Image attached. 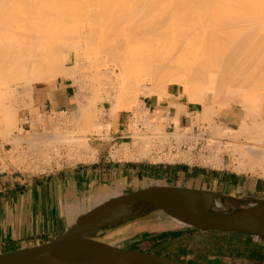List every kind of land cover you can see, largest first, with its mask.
Returning a JSON list of instances; mask_svg holds the SVG:
<instances>
[{"label":"bare ground","instance_id":"obj_1","mask_svg":"<svg viewBox=\"0 0 264 264\" xmlns=\"http://www.w3.org/2000/svg\"><path fill=\"white\" fill-rule=\"evenodd\" d=\"M143 1L132 0L130 5L129 0H0V132L11 134V130L19 120L16 118L20 106L17 101V90L20 85L33 81L41 82L52 76L56 77L62 72L74 74L72 72L74 67L68 68L69 66H66L68 64H65V68L59 64L62 65V62H69V59H72V47L75 44L85 41V38H89L90 42L93 39L91 37H94V43L98 44L104 53L118 57V62L115 63L119 68H110V66L107 72L104 70L106 74L109 73L112 77L123 75L120 80L115 81L118 83L120 81L119 88L116 87L118 90L112 81L119 77H113L115 79L110 82L114 91L116 90V93L113 92L115 95L112 93L113 97H109V94L107 97L111 101L112 113L117 109L134 108L133 99H136L138 90H141L138 83L144 71L145 74L148 73L149 76L146 75L153 84L150 88L143 87L144 93L166 92L167 85L176 82L179 88L184 90L188 100L201 104L205 113L213 109L214 102L221 106H229L231 101L236 104H244L248 101L249 105L256 102L257 104L254 105L256 110H264V99L258 101L264 96V0H160V2L154 0L153 4L150 3L151 8H149V0H147L148 4L146 0ZM144 11H147V14ZM86 19L88 23L89 19L93 20V25L86 23L89 31L84 30ZM96 23L104 26V29L100 31V26L99 28L94 26ZM86 56L85 59H88ZM100 58L104 57L100 54ZM96 67L98 68L99 65ZM26 92L25 95L27 94L32 101V89H27ZM240 96L244 97L245 102L238 99ZM148 113L142 115L144 121L158 120L159 116H150ZM88 114L91 116L90 112ZM128 116L131 123L138 121V127L143 128L142 119H138L131 112ZM33 117L34 115H32L34 123L30 126L31 130H23L24 126L21 124L19 134H15L13 139H6L13 145L8 157L6 156L7 159L4 158L8 163L14 162L16 166L24 169L30 168L29 164L38 160L39 163L31 165L37 169L40 164L46 162L48 164L54 155L58 156L62 152L73 156L75 154V157L84 160L95 155L89 136L81 132L78 125H69L71 116L61 125L65 128L53 127L58 122L54 118L45 120L42 116H37L39 119L41 117L39 121L44 126L43 131L36 128ZM37 117L35 116V120L38 119ZM254 118L253 116L251 121L244 117L241 125H238L239 130H234L237 133L239 131L240 134L248 133L247 139L252 140V146L230 141L228 145L226 143L225 149L213 147L216 149L215 153L210 155L215 158V163H222V154L227 152L231 159L229 166L232 161H237L239 165L235 167L240 171L264 174V122L257 123L258 120ZM73 119L76 122L79 118ZM192 122L186 124L187 126L180 123L176 131L174 129L176 124L172 122L169 124L168 133L167 129L161 126L149 136L141 135L136 132L137 129L134 131L136 133L133 134L132 144L130 146L125 144L117 151L120 156L137 160L144 156L150 158L152 150H156L155 153L162 156L166 153H174L170 149L174 142L182 143L189 138L199 137L202 139L200 149L192 148L191 151L182 149V151L189 152V163H201V165L187 164L203 166L200 158L209 156L212 144L216 141L211 138L210 133L213 132L207 130L208 125L207 127L205 124L194 125ZM200 126L204 128L201 129ZM93 130L97 131L98 128ZM231 135L229 136L232 138ZM144 140L146 142L150 140L151 150L147 149L148 144L144 145ZM22 141H25L29 152L27 149L26 152L22 149L18 161H15L18 143ZM209 142L211 147L208 148ZM167 144L170 146L168 150L158 151V147ZM205 145L207 148L202 149ZM117 151L116 155H118ZM30 153L33 155L32 161L29 160ZM0 157L3 159V156ZM178 158L179 160L173 162L186 161L180 159V155ZM206 162L204 166L212 165L210 162L214 163L212 160L209 164ZM166 223L161 215H151L117 229L106 238V242L115 244L143 229H162Z\"/></svg>","mask_w":264,"mask_h":264},{"label":"rangeland","instance_id":"obj_2","mask_svg":"<svg viewBox=\"0 0 264 264\" xmlns=\"http://www.w3.org/2000/svg\"><path fill=\"white\" fill-rule=\"evenodd\" d=\"M146 1L144 0L143 2H146ZM131 2H132V0L131 1L129 0L130 5H131ZM153 2H154V0L153 1L149 0V8H151L150 3L153 4ZM158 2H160V0H158ZM129 3L127 4L128 8H129ZM147 4H148V1H147ZM156 4H159V3L156 2ZM155 7H157V6L155 5ZM228 10H233V9H228ZM150 11L151 10H149V12ZM144 13L147 14V11L146 12L144 11ZM149 14L150 13H148V15ZM86 20H87V22L84 23V26L86 25L84 30L87 31L88 25H93V23H92L93 20L90 21V19H89V23H88V19H86ZM134 21H137V20H134ZM94 26L95 27L98 26V28L100 26V31L104 29V26L97 25V23ZM80 31H83V30H80ZM105 32L106 31H104V33ZM101 33L104 34L103 32H101ZM91 38L94 39V37H91ZM85 39L88 40L87 41V43H88L89 38L88 39L85 38ZM93 39H92V41L90 40L89 44L84 43L86 40L85 41L82 40V42L78 43L77 45L75 44V46L72 47V54H73L72 59H69V62H66L63 59V61L66 62V63L62 62L64 64V66H62L63 64L62 65L59 64V66H61V67H65V64H68V65H66L67 67L69 66L68 68H70L71 66H72L71 68L74 67L73 71H72V72H74V74H69V73L66 74L65 72H62L63 74L60 73L56 77L52 76L51 78H48V79L41 81V82L33 81V82H29L28 84H21L20 85V87L17 90V94L19 95V96L17 95V97H18L17 101L19 102L18 105H20L21 107L18 106V115L16 118L17 120L18 119L19 120H18V122H16V125L11 130V134L10 133L6 134V133L0 132V156H3V159H2V157H0V163L3 165L4 170H9V169H11L10 171H13V170H21L22 171L23 170L26 172L36 173V172L47 171L49 168L55 167L58 165L62 166V165L71 164L72 162H76V161H78L79 163L84 161V159H82V158H79V157L77 158V156L75 157V154L73 156V154L67 155L68 153L64 154L65 152H62L58 156L54 155V158H52L48 162V164L46 161H44L46 163L45 164L43 163V164L45 165L46 168L44 167L43 164H42L43 166L40 164L44 169L39 165L37 167V169L38 168H40V169L37 170L35 167H33L31 165H33L34 163H39L38 160L34 161V163L29 164L30 168H24V169L16 166L14 164V162L8 163L6 160H4V158L7 159L8 152H10L12 147H13L11 141L9 140L10 141L9 142L6 139H13L15 134H17V133L19 134L18 131H20L19 126H21V124H23V126H24L23 130H31L32 129L30 127L31 126L30 122H28L29 121L28 117H30V113L32 115H34L33 119L35 122H40L39 120H41V117L39 119V117H37V116H42L43 118H45V120H49L51 118L56 119V121H58V122L56 125H53V127H55V128L60 127L65 122L66 118H70V116H71V120H69V122H68L69 125L70 126L74 125V124L78 125L80 127V131L86 133L89 136V142L93 146L92 150H95L94 151L95 155H93L94 157L93 156H92L93 158L90 157V159H92V160L96 159L97 154L100 153V151L98 150V148H100V147L106 148V151H102V152H103V154H105V157H110V159L114 158V159L122 160V161H125L126 159H132L131 157L125 158L122 155L120 156V154L118 153L119 151H117V150H119V148H122L125 144L126 145L129 144L128 146H130V144H132V141H133V137H134L133 134L134 133L139 132L141 135L145 134V136H149V134L156 132L155 130H157V129L159 130V128L161 126L165 127L167 129V133H168V127H169V124L171 122L174 121V123L177 125V129L179 127L178 126L179 123H182V122L178 121L177 118H174L173 120H171L169 117H161V116L159 117L160 119L158 118V120L154 119L153 121L148 122L146 119L144 121L143 116H142L143 114H147L148 112H149L148 114L150 116H154L153 114L150 113L148 108L145 107L146 98H148L149 96L157 95L160 98L166 99L168 97L173 96V91H175V93L177 95H179L180 97H182L185 101L192 103V105H195V107H194L195 110L193 112H191L190 114H188V119H190L189 122L188 123H186V121H184V122L186 124H189V123H191V121H193L194 123L193 122L192 123L194 125L195 124L196 125L205 124L206 127L208 125L207 130L209 132H213V134L210 133V136L212 139H215L216 142H214L215 144L213 143L214 145L212 144V147L210 146L211 144L209 142L208 148L211 147L212 149H210V150H212V151L208 154L209 156H206L207 158L210 157L211 159L210 158L207 159L206 157L204 159L200 158V160L203 161V165L205 164V162L207 160H208L206 162L207 164H209V162L212 160V161H214V163L210 162V164L212 163L213 166H226V167H229L230 173H236V174H239L240 176H243V177L248 178V179H257L259 181L264 182V174L262 172L252 174L249 171L248 172L240 171L237 169V167H235V166L239 165V163L237 161H232L231 163L234 165L231 164L229 166V162L231 161V159H230V156L227 152H224L222 154V156H223L222 163H215V158L213 159L210 155L212 153H215L214 151L217 148L221 147V148L225 149L226 143L228 145V143L230 141H231V143H238V144L241 143V145L245 144V146H249V147L252 146V143H253L252 140L250 141L249 139H247L248 133L247 134L241 133L242 134L241 135L239 133V131L237 133V131H234V130H239V126L241 125L242 119L244 117L253 121V116H254L255 117L254 119L258 120V121H256L257 123L258 122L262 123V121L264 122V110L263 111H261V109L256 110L257 108L254 106L257 104L256 102H253V104L249 105V103L247 101L246 103H244L245 104L244 105L243 103L242 104H236L234 101H231L232 103L230 102L229 106L228 105L221 106L217 102H214L213 103V109H211L210 112L207 111L208 113L207 112L205 113V111H203V106L201 104L194 103V102H191L188 100L187 96L184 93V90L182 88H179V85L176 82H170L167 85L166 92H161V91L157 92L156 91L157 93L155 92L152 94H149L147 92L144 93L143 90H145V89H143V87L145 88L147 86V88H150V85H153L152 81L148 78V76H149L148 73L146 72V74L148 75L147 76L145 74V71H144V74L147 77V79H145L146 77L144 76V74H142L140 72L144 76V78L141 79L143 77L141 75H140L141 78L139 77L140 82L138 84H139V89H141V90L140 91L138 90L136 99L135 98L133 99V101L135 100V102L132 103V106H134V108L128 107V108H124V109H117V111L115 113H112L111 101H110V98L107 99V97H108V94H109V97L110 96L113 97L115 95L114 93H116L115 92L116 90L114 91V87L119 88V84H120V81H119V83L115 82V81L120 80V77L122 78L123 75L122 76L116 75V77L113 76L115 78L119 77L118 79H115L111 75H109V73L106 74V72L108 71V68L110 66H111L110 68H114V67H115V69L119 68L118 65L116 66V63H115L116 61L118 62V60H117L118 57L115 58V56L113 57L111 54H110L111 56L108 55L107 52L104 53L102 51V49H100L101 47L99 48L98 44L94 43ZM92 43H94V44L92 45ZM89 46L91 48H89ZM77 47H79V48H77ZM96 47H97V49H96ZM85 48H86V50H85ZM134 49H137V48L134 47ZM93 50L95 51L94 53H93ZM100 50L102 52H100ZM100 54H101V57H104L105 59L100 58ZM107 55H108V59L106 60ZM85 56L88 59H85ZM112 59L114 61H112ZM81 60H82V62H80ZM99 61H100L101 65L99 64ZM106 62H107V64H106ZM98 65H99V67L97 68L96 66H98ZM105 65H106V67H105ZM102 66L105 67V69ZM94 68H96V69H94ZM97 70H99L100 72L99 71L97 72ZM104 70H106V72ZM110 77H112V78L110 79ZM107 78L110 79L108 84H107V81H108ZM58 79H68L70 82H73V84L76 87V91H77V93H76L77 103L75 102V104H73L72 106L61 108L62 110L50 108L49 106L45 107V108H40L39 106H36L34 104V101L32 102L30 100L31 98L30 99L28 98L27 94L25 95V93L28 92V91L26 92L27 89H36V87H38L40 85L54 84V83H56V81ZM112 80H114V81H112ZM104 81H106V83ZM111 81L116 86L113 87V85L110 83ZM105 84L108 85V86L106 85L108 88L105 86ZM110 84L112 86H110ZM241 94H243V93H241ZM243 98H244L243 96H240L238 99L241 102H242V100H243V102H245V100ZM263 99H264V96H261L258 99V101L263 100ZM253 109H255L256 111H254ZM89 112H90L91 116H89V114H88ZM130 112L133 113L138 119H142L143 128H139L140 126L138 127V125H139L138 121H136L135 123L133 121V123H131L128 120V118H129V116H128L127 121H126V127L129 131H128L127 135L124 137H117L116 138V136L118 134L113 133L112 131H114V129L118 130V128L119 129L122 128L121 123L126 119V116L129 115ZM202 112H204V113H202ZM248 112H249V115H247ZM259 112H261V113H259ZM82 114H83V116H82ZM84 114H86V115H84ZM35 116L38 118L37 120H35ZM96 116H98V117H96ZM101 116H102V119H101ZM74 117L79 118L76 120L77 124H76L75 120L73 119ZM154 117H156V116H154ZM197 117H198V120H197ZM222 121H223V123H222ZM137 123H138V125H137ZM213 123H215V124H213ZM186 124H185V126H187ZM92 125H94L95 127H92ZM35 126L39 131L44 130V126L41 122L36 124ZM67 126L68 125H66V127ZM78 126H77V128H78ZM61 127L65 128V126L64 127L61 126ZM93 128H98V130L95 131V130H93ZM231 129H233V130L230 131ZM66 130H67V128H66ZM139 130H141V131H139ZM134 131H136V132H134ZM224 133H225V135H224ZM228 133H229V135H231V134L233 135V136L231 135L232 138L233 137H235V138L232 139L228 135ZM237 134H239L238 135L239 137L235 136ZM146 141H147V139H146ZM146 141H145L144 145L148 144L147 149L149 148L151 150V147H149V146H151V145H149L150 140L148 142H146ZM218 141H220V142L222 141V143H220ZM18 147L19 148L15 152V158H14L15 161H18V157L22 153V149H24L25 152L28 150L27 149L28 146L26 145L25 141L18 143ZM213 147H215L216 149L215 148L213 149ZM205 148H207V145L202 147V149H205ZM198 149H200V148H197L196 150H198ZM116 151H117L118 155H116ZM28 152H29V150H28ZM151 152H153L154 154L152 153L151 154L152 156H150V158H147L144 156V157H142L141 160L133 161V162L149 163V161L158 162L160 160H166V161H171V160H176V159L179 160V158H178L179 155L181 156L180 159H184V160L190 162L189 161L190 159L188 157L189 152L186 150H184V151L178 150L177 152L173 151L174 152L173 154H171V153H168V154L166 153L165 155L163 154L165 157L163 155L160 156V155L156 154L155 153L156 150H154V151L152 150ZM175 153H178V155ZM169 155H170V157H169ZM185 155H186V157H185ZM122 158H125V160ZM87 159H89V158H87ZM87 159H85V160H87ZM29 160L30 161L33 160V155L31 153L29 155ZM41 160L42 159H40V161ZM204 160H206V161L204 162ZM26 161H28V160L25 159V162ZM26 163H28V162H26ZM192 163L197 164L200 162H191V164ZM34 166H36V165H34ZM185 184L186 185H184V186H191L192 187V183H185ZM212 187L216 190H222V192H224V193H230V194H234V195L252 194V195L264 197V191H254V190H251L250 188H245V189H234L233 187H229V188L226 187L225 188V187H221L218 184H213ZM200 188H209V187L206 184H203L202 186H200ZM135 189H137V188H135ZM126 192H128V191L127 190L121 191V193H126ZM185 230H192V229H185ZM151 234H156V231L151 232V233H146L145 235H151ZM165 234H160L161 237L165 236V239H162V242L158 246H156V247L153 246V248H151L150 250H145V251H150V252H154V253L162 254V255H168L170 257H177V258H181L183 260L193 261V262H196L198 264H264V240H263V238H260V237H254V236L247 237V236H242L240 234H234L232 232L231 233L230 232H227V233L226 232H218V231L213 232V230H198L195 232H184L181 234H178V233H172L169 235H165ZM137 237H139V234H137L135 237H133L131 239H127L123 242L121 241L120 243L121 244L125 243V244L130 245L131 242L134 241L135 238H137ZM129 247L131 248V246H129Z\"/></svg>","mask_w":264,"mask_h":264},{"label":"crops","instance_id":"obj_3","mask_svg":"<svg viewBox=\"0 0 264 264\" xmlns=\"http://www.w3.org/2000/svg\"><path fill=\"white\" fill-rule=\"evenodd\" d=\"M76 93L73 82L58 79L54 84L40 85L32 89V102L40 108L49 106L61 109L77 103ZM145 107L156 117H169L171 120L177 118L184 126L190 120L188 114L195 110V105L185 101L175 91L173 96L166 99L157 95L149 96L145 100ZM127 117L128 115L121 123V129L112 131L118 134L116 138L127 135ZM174 129L177 130V125ZM98 150L100 153L96 159L55 167L45 172L0 169V254L54 239L79 214L110 197L120 195L123 190L129 192L158 183L183 186L185 183H192V187L206 184L214 189L212 185L218 184L225 188L264 191L263 181L230 173L226 166L189 165L173 162L175 160L138 163L133 161L141 159H110L102 152L106 148L100 147ZM155 168L164 172V175H154ZM172 231L178 230L151 235ZM145 234L135 238L131 242V248Z\"/></svg>","mask_w":264,"mask_h":264},{"label":"water","instance_id":"obj_4","mask_svg":"<svg viewBox=\"0 0 264 264\" xmlns=\"http://www.w3.org/2000/svg\"><path fill=\"white\" fill-rule=\"evenodd\" d=\"M151 215L162 229L214 230L264 238V197L234 195L210 188L153 184L113 196L79 214L59 236L42 244L0 254V264H198L128 244L106 242L114 231Z\"/></svg>","mask_w":264,"mask_h":264},{"label":"trees","instance_id":"obj_5","mask_svg":"<svg viewBox=\"0 0 264 264\" xmlns=\"http://www.w3.org/2000/svg\"><path fill=\"white\" fill-rule=\"evenodd\" d=\"M153 174L162 177L164 175V172H162L159 169L157 170L155 168ZM195 231H198V230H196V229H192V230H178V231H172V232L166 233L165 235H169V234H172V233L181 234V233H184V232H195ZM213 232H217V231L213 230ZM234 234H240L242 236L252 237L251 235H245V234H241V233H234ZM162 239H165V236L161 237L160 235H144L143 239L140 240V241L134 242L132 244V247L136 248V249L150 250L151 248H153V246L154 247L158 246L162 242ZM263 240H264V238H263ZM166 256H168V255H166ZM174 258H177V257H174ZM177 259H181V258H177ZM181 260H183V259H181ZM185 261H187V260H185ZM188 262L196 263V262H193V261H188Z\"/></svg>","mask_w":264,"mask_h":264},{"label":"built area","instance_id":"obj_6","mask_svg":"<svg viewBox=\"0 0 264 264\" xmlns=\"http://www.w3.org/2000/svg\"><path fill=\"white\" fill-rule=\"evenodd\" d=\"M28 119H29L28 122H30V125L32 123H34L33 120H32L31 113H30V117H28ZM35 123L38 124V122H35ZM200 128L203 129L204 127L200 126ZM201 141H202V139H200L199 137H197V138H189L186 142H182V143L174 142L173 144H171V148H170V146L168 144L167 145H164V146H160V147H158V151L161 152L163 150H168L169 148L172 151H174V152H176L178 149H181V150L182 149H186L188 151H191L192 148L193 149L200 148L201 147ZM181 162H184V161H181ZM185 162L186 163H189L187 161H185ZM189 164H191V163H189ZM197 164H200L201 165V163H197ZM67 165H70V164H67ZM64 166H66V165H62V166L58 165V166H55V167H64ZM55 167H51L48 170H50L52 168H55ZM0 169L4 170L3 169V165L1 163H0ZM42 172H45V171H42Z\"/></svg>","mask_w":264,"mask_h":264}]
</instances>
